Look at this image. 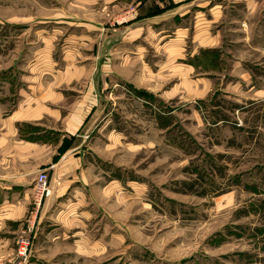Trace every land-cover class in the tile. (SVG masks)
Segmentation results:
<instances>
[{
	"label": "crops",
	"instance_id": "obj_1",
	"mask_svg": "<svg viewBox=\"0 0 264 264\" xmlns=\"http://www.w3.org/2000/svg\"><path fill=\"white\" fill-rule=\"evenodd\" d=\"M128 1L136 2L133 14L111 8ZM72 4L82 11L97 4L108 19L60 4L40 21L54 24L40 29L31 69L0 99V264L16 259L40 170L51 195L35 215L26 264H116L127 237L112 206L125 208L127 197H142L148 186L127 165L142 149V132L128 131L121 115L155 110L165 130L175 97H264V70L256 73L251 61L258 51L264 69V0ZM166 143L175 144L168 134Z\"/></svg>",
	"mask_w": 264,
	"mask_h": 264
},
{
	"label": "rangeland",
	"instance_id": "obj_2",
	"mask_svg": "<svg viewBox=\"0 0 264 264\" xmlns=\"http://www.w3.org/2000/svg\"><path fill=\"white\" fill-rule=\"evenodd\" d=\"M72 1L0 0V99L13 94L31 69L40 29L54 24L40 21L60 4L108 19L97 4L82 11ZM135 7L128 1L111 8L129 15ZM260 55L251 57L259 74ZM137 104L127 97L128 107ZM169 108L165 130L157 128L155 110L121 115L128 131L142 132V149L132 152L136 156L127 165L136 167L148 186L142 197H127L125 208L111 205L127 237L116 264H264V97L218 92L189 103L175 97ZM167 134L174 145L166 143Z\"/></svg>",
	"mask_w": 264,
	"mask_h": 264
},
{
	"label": "built area",
	"instance_id": "obj_3",
	"mask_svg": "<svg viewBox=\"0 0 264 264\" xmlns=\"http://www.w3.org/2000/svg\"><path fill=\"white\" fill-rule=\"evenodd\" d=\"M51 195L49 177L46 171L37 172L32 190V216L27 220L16 240V262L10 264H26L30 254L33 239L35 215L41 209L42 204Z\"/></svg>",
	"mask_w": 264,
	"mask_h": 264
}]
</instances>
